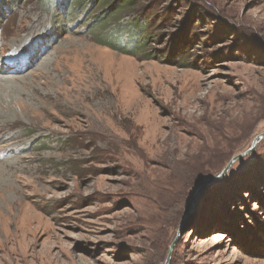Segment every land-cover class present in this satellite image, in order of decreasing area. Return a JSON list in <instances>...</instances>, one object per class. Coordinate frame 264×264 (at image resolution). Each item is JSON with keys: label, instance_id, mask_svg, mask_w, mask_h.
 <instances>
[{"label": "rangeland", "instance_id": "1", "mask_svg": "<svg viewBox=\"0 0 264 264\" xmlns=\"http://www.w3.org/2000/svg\"><path fill=\"white\" fill-rule=\"evenodd\" d=\"M120 6L0 0V264H264V0Z\"/></svg>", "mask_w": 264, "mask_h": 264}, {"label": "trees", "instance_id": "2", "mask_svg": "<svg viewBox=\"0 0 264 264\" xmlns=\"http://www.w3.org/2000/svg\"><path fill=\"white\" fill-rule=\"evenodd\" d=\"M119 2L121 3L120 7H124L127 8L128 10H133L135 8V6L137 5L138 0H119ZM139 26H142V23H139ZM99 45L104 46V47H108L116 52H118L119 54L122 55H135L134 52H132V46L129 44H126L124 46L120 45L118 43V40H109V39H104V41L100 42V41H96ZM136 46V45H135ZM135 46H133L135 48ZM197 66V63H195Z\"/></svg>", "mask_w": 264, "mask_h": 264}, {"label": "bare ground", "instance_id": "3", "mask_svg": "<svg viewBox=\"0 0 264 264\" xmlns=\"http://www.w3.org/2000/svg\"><path fill=\"white\" fill-rule=\"evenodd\" d=\"M0 78H1V76H0ZM10 79H12V78H10ZM16 117H17L16 113H14V111L12 110V105H10L6 101H3L2 99H0V122H2L0 125V128H7V127L11 128V126H13V124H14V120ZM171 150H172V152L174 151V153H175V148L174 149L172 148Z\"/></svg>", "mask_w": 264, "mask_h": 264}, {"label": "water", "instance_id": "4", "mask_svg": "<svg viewBox=\"0 0 264 264\" xmlns=\"http://www.w3.org/2000/svg\"><path fill=\"white\" fill-rule=\"evenodd\" d=\"M264 137V134L260 135V138Z\"/></svg>", "mask_w": 264, "mask_h": 264}]
</instances>
